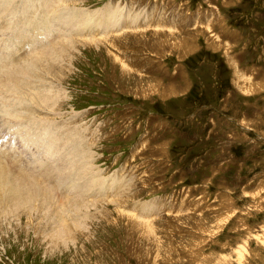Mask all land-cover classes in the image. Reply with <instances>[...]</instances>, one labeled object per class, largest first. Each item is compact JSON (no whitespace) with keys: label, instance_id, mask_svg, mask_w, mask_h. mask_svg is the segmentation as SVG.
Instances as JSON below:
<instances>
[{"label":"rangeland","instance_id":"obj_1","mask_svg":"<svg viewBox=\"0 0 264 264\" xmlns=\"http://www.w3.org/2000/svg\"><path fill=\"white\" fill-rule=\"evenodd\" d=\"M51 4L93 17L51 80L87 192L64 212L1 205L0 264H264V0ZM108 8L132 25L89 41Z\"/></svg>","mask_w":264,"mask_h":264},{"label":"bare ground","instance_id":"obj_2","mask_svg":"<svg viewBox=\"0 0 264 264\" xmlns=\"http://www.w3.org/2000/svg\"><path fill=\"white\" fill-rule=\"evenodd\" d=\"M56 1L59 0H0V117L6 122L4 127H0V206L4 204L6 206L7 203L24 207L35 204L44 206L45 209L59 207L64 210L69 207V204L61 207V199L65 197L63 193L67 195L73 193L75 198L83 201L82 198L87 192L85 179L88 177H83L85 162L80 142L71 141L66 135L59 140L61 142L57 141L58 134L54 124L57 121L52 119H54L53 111L61 93L57 94L51 80L54 81L55 73H57L54 71L55 64L69 58L70 44L82 42L81 39L87 37L85 25L88 24L87 20L89 18L93 20V17L85 16L88 12L77 13V9L73 10V8L72 10L68 8L66 12L63 11L64 9H48L50 4ZM79 10L78 12H81L83 9ZM100 11L95 14L98 20L95 32L98 33L99 39L94 38L95 40L89 41H100L103 36L106 37L109 28L110 31H114L111 29L118 30L119 27L122 32L132 25L130 21L113 20V8L112 10L108 8L107 13H99ZM88 30L90 31L87 28L86 31ZM109 33L112 34V32ZM42 75L46 77L43 78ZM43 112H48L49 115L43 116ZM38 125L45 128L44 132L48 133L49 139L43 137L39 140ZM53 150L58 158L49 155L54 156L57 161L49 156L41 155L43 152L50 153ZM58 162L63 164L64 170L69 173H61ZM31 175L47 176L58 183L43 182L30 178ZM82 190L84 195H81ZM54 200L60 202V205H57ZM77 204L76 201L72 203L73 206ZM30 210L28 211L31 212ZM47 212L44 213L43 210L41 213L45 215ZM57 212H59L58 209ZM4 213L2 217L6 218ZM45 217L48 218L47 215ZM63 223L64 221L61 220V226Z\"/></svg>","mask_w":264,"mask_h":264},{"label":"crops","instance_id":"obj_3","mask_svg":"<svg viewBox=\"0 0 264 264\" xmlns=\"http://www.w3.org/2000/svg\"><path fill=\"white\" fill-rule=\"evenodd\" d=\"M212 17L213 16H209V17H205V18H203V20H204V22L205 23H207V22H209V21H212ZM139 23H140V20H139ZM200 23V22H199ZM211 23V22H210ZM139 25V24H138ZM211 25V24H210ZM168 26H170L169 24L167 25V27ZM150 27V25L149 24H147V25H144V26H142L141 24H140V26L138 27V31H142V30H144V29H148ZM157 27V26H156ZM208 28H210L209 27V25L207 26ZM139 28H143V29H139ZM166 29H168L167 31H171V30H173L172 28H166ZM132 30H134V29H132ZM210 30V29H209ZM209 32L207 31V34H208ZM204 35L206 34V33H203ZM205 41H207V42H209V44L210 45H215L216 43H214L213 41H211V40H209V38H207V40H205ZM217 42H219V41H217ZM213 51L215 52L216 51V49H213ZM228 53V52H227ZM227 55V54H226Z\"/></svg>","mask_w":264,"mask_h":264}]
</instances>
